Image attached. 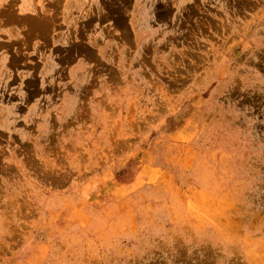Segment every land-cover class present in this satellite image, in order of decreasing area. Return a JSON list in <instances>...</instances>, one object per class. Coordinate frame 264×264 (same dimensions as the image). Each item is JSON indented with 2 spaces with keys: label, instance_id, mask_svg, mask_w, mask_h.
I'll return each instance as SVG.
<instances>
[{
  "label": "rangeland",
  "instance_id": "obj_1",
  "mask_svg": "<svg viewBox=\"0 0 264 264\" xmlns=\"http://www.w3.org/2000/svg\"><path fill=\"white\" fill-rule=\"evenodd\" d=\"M160 3L0 125V264H264V0Z\"/></svg>",
  "mask_w": 264,
  "mask_h": 264
},
{
  "label": "crops",
  "instance_id": "obj_2",
  "mask_svg": "<svg viewBox=\"0 0 264 264\" xmlns=\"http://www.w3.org/2000/svg\"><path fill=\"white\" fill-rule=\"evenodd\" d=\"M175 1L177 0H172ZM26 2L29 10L23 13L27 15L19 14L21 11L18 7L21 2H18L12 19L3 14L6 1L0 4V16H3V19L0 17V101L5 105L0 116L2 121L0 125L6 128L7 121L18 118L17 115L21 113L20 104L24 102L57 103L60 104V109L69 102L63 101L65 93L62 88L65 79L68 76L79 79L78 72L74 74L69 70L70 64H67L69 58L84 60L83 57H92L94 53L91 47L94 48L96 41L101 40L102 35L106 38L107 35H112L111 37L117 39L130 37L133 39L134 33L138 36L141 25L164 21L166 8L165 4L160 3L161 0L158 1L159 3H154V0H27ZM76 17H83L84 22L78 24ZM16 21L23 22L28 27L31 50L28 56L30 59L31 56L33 58L27 62L20 61L19 46L23 36L21 31L16 27L10 28L5 25ZM79 30L82 33L81 38L76 36ZM117 30L121 32L119 37L116 34ZM72 39L76 44L69 45ZM85 39L89 40V48ZM104 45L100 47L103 48ZM75 67L78 68V64ZM77 68L75 70H78ZM44 86L48 87L47 90L50 92H47L49 94H45L43 99H38L42 96L40 91Z\"/></svg>",
  "mask_w": 264,
  "mask_h": 264
},
{
  "label": "bare ground",
  "instance_id": "obj_3",
  "mask_svg": "<svg viewBox=\"0 0 264 264\" xmlns=\"http://www.w3.org/2000/svg\"><path fill=\"white\" fill-rule=\"evenodd\" d=\"M4 0H0V4L3 3ZM8 7H11V3H9ZM30 18V17H29ZM29 21V20H28Z\"/></svg>",
  "mask_w": 264,
  "mask_h": 264
}]
</instances>
